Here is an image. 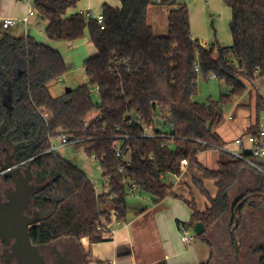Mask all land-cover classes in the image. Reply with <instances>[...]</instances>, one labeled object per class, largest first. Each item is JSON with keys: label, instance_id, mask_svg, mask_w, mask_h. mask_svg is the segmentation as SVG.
<instances>
[{"label": "trees", "instance_id": "16d2710c", "mask_svg": "<svg viewBox=\"0 0 264 264\" xmlns=\"http://www.w3.org/2000/svg\"><path fill=\"white\" fill-rule=\"evenodd\" d=\"M118 1L119 7L103 5L99 22L70 14L80 0H34L37 14L47 21L50 40H79L88 30L96 50L84 61L89 83L59 97L50 87L68 72L61 51L0 28V154L8 148L15 164L29 168L35 184L42 186L32 194L41 219L29 229L31 241L35 245L66 237L80 243L86 239L90 245L109 241L110 231L102 222L110 223L114 212L119 221H126V199L133 186L159 204L175 195L164 177L190 167L202 174L194 185L209 204L202 211L194 200H186L192 210L187 225L203 222L205 233L196 235L211 245L206 233L229 210L239 220L248 205L264 208V174L259 175L258 186L230 205L229 192L247 165L221 150L227 143L218 132L225 122L221 106L246 88L240 76L250 82L264 78V0H225L232 13L229 46L217 40L204 46L194 38L190 9L184 2L162 0L169 5L167 31L158 34L148 22L155 0ZM200 74L226 84L228 92L220 101L195 100ZM96 87L98 102L93 99ZM262 110L264 95H259L257 121L248 133H259ZM95 112L99 115L91 118ZM145 127L172 137H145ZM60 133L78 139L77 148L101 163L108 192L99 194L89 175L49 151L50 138ZM116 141L121 143L122 156L115 150ZM207 150L219 153L218 168L199 161V154ZM205 180L215 181V196ZM83 252L87 263L90 252ZM213 257L212 253L199 264H211Z\"/></svg>", "mask_w": 264, "mask_h": 264}, {"label": "rangeland", "instance_id": "374dc122", "mask_svg": "<svg viewBox=\"0 0 264 264\" xmlns=\"http://www.w3.org/2000/svg\"><path fill=\"white\" fill-rule=\"evenodd\" d=\"M180 1V0H179ZM184 2V0H182ZM205 1V0H204ZM203 1V2H204ZM221 8L219 10L213 8L211 4H205L207 6V12L204 14L200 11V8L190 7L191 14H193L192 27L195 28V31L198 32L196 35L199 38L200 42L207 40L210 44L214 43L216 40L221 45H230L232 44V34L230 31V19H231V9L225 2V0H219ZM163 5V4H160ZM34 7V0H0V18L13 17V18H22L24 17L30 9ZM158 10L159 14H156V17L160 20H165V12L168 9L166 6H160ZM150 14L154 17L152 11ZM151 16V17H152ZM33 19V22H32ZM31 22L26 27L24 24H18L17 26H12L11 28L5 30L6 33L15 36L23 37L24 33L31 32L34 35L35 39L54 46L53 48L61 51L63 54L66 63L68 72L62 78L61 81H57L51 85L50 90L54 97L63 96L66 93V88L71 87L76 89L78 87L85 86L89 83V78L84 69V60L89 57L94 51L95 48L89 40V32L86 30L83 38L75 41H52L50 40L45 32L47 26V21L42 19L36 12V15L33 16ZM157 31V30H156ZM158 33V32H156ZM243 83L246 85L243 94L239 97L234 98L232 101H229L221 106V111L225 116L224 124L218 129V132L222 139L227 143L226 145L234 148L235 140L238 138L246 139L244 132L251 131V127L256 124L257 121V111L256 103L259 95H264V78L257 79L254 82L248 81L245 77L240 76ZM93 90V89H92ZM228 92V87L222 81H219L215 78L210 80H205L203 76L199 75V86H198V95L195 97V100L200 102H207L209 100L220 101L221 96ZM93 99L95 102L100 100L99 94L96 89L93 90ZM99 112H95L91 115L92 117L98 116ZM260 125L264 128V110L260 113ZM163 130H167L168 126H161ZM227 138H230L227 140ZM54 143L59 145V138L54 139ZM230 144V145H229ZM6 151V152H5ZM208 152H216V150H207ZM58 153L70 161L73 165L84 171L92 179L97 192L103 193L108 192L109 187L104 177V171L101 166V163L96 160L94 157H90L83 148H77L75 144H69L61 146L58 150ZM219 154V153H218ZM8 155H12V152L8 148H4V152L0 154L1 163L7 162ZM26 168V169H25ZM20 168L21 170H27L28 168ZM195 169V168H192ZM185 170V169H184ZM182 171L181 176L184 172ZM200 173L197 169H195ZM201 174V173H200ZM185 177V176H184ZM249 174H246L245 178H250ZM168 181L174 180L173 177H167ZM3 181V176H0V183ZM172 184L173 191L175 193L172 198L167 202L168 205L172 206L175 213V217L171 214L165 217V220L162 221V229L168 234L171 231V226L174 230V234L171 235L172 240L170 241L176 252L175 259L183 260V252L194 245L201 243L200 238L197 237L195 229L192 226H188L186 234L188 236H193L195 241L192 240L191 243H185L182 241L181 237L183 232L179 223L177 225L176 218L181 219L182 221L191 220V208L189 207L186 200H191V195L186 191L180 190L179 185L174 183ZM208 189H213L212 185L208 184ZM180 194H178L177 192ZM194 196L192 200L197 203V206L203 208L205 202V197L201 195L197 188L193 190ZM246 192V191H245ZM244 192V193H245ZM143 193L138 189L134 193H130L127 197L128 204V214L127 219H132L135 216L136 209L138 207L150 206L152 205V200L148 194L143 193L145 196L139 195ZM183 195V196H182ZM238 195V194H237ZM236 195V196H237ZM230 200V199H229ZM232 201V200H230ZM229 201V203H230ZM231 205V204H230ZM232 217L230 210L225 214V216L218 222L216 226L210 229L206 234L207 237L211 240L210 235L214 234L218 236L219 230L233 229L235 226V220L230 222ZM240 221V219H239ZM106 221L103 220L102 225L105 226ZM126 233V231H124ZM76 242H78L76 240ZM195 242V243H194ZM211 242H213L211 240ZM106 241L98 242L91 245V256L96 258L97 256L104 257L109 254L107 246H105ZM194 243V244H193ZM203 243V242H202ZM213 244V243H212ZM83 245V250H87L86 241L81 240V249ZM82 250V251H83ZM213 250V249H212ZM188 249L186 252H189ZM194 254V250H193ZM214 261V257L212 259ZM104 264V261H93L89 264Z\"/></svg>", "mask_w": 264, "mask_h": 264}, {"label": "crops", "instance_id": "0c3cea01", "mask_svg": "<svg viewBox=\"0 0 264 264\" xmlns=\"http://www.w3.org/2000/svg\"><path fill=\"white\" fill-rule=\"evenodd\" d=\"M179 1V0H178ZM184 0V3L196 9L199 7L200 11L204 14L207 12V6L205 4H211L213 8L219 10L221 8V4L219 0ZM180 2H183L180 0ZM105 3H108L114 7H119L121 4L118 0H80L78 6L75 9L70 10V14H76L82 10H93L95 13H102V7ZM160 6L167 7L168 9L163 10L165 12V20H160L156 17V14H159L158 10L161 8ZM189 7V9H190ZM191 27L193 21V14H191ZM152 11L154 17L150 14ZM169 12V5H160L156 4L150 7L149 14H148V22L150 25L153 26L158 34H165L167 31V16ZM232 15V13H231ZM152 16V17H151ZM7 18V17H6ZM231 20V19H230ZM33 22V19H32ZM192 35L194 38L199 39L196 37L198 32L195 31V28L192 27ZM32 36V33L29 31L24 33L23 37ZM204 46L211 45L207 40L202 42ZM231 45V44H230ZM229 46V45H228ZM54 47V46H53ZM96 50L91 54H95ZM90 55V56H91ZM88 58V57H87ZM86 58V59H87ZM85 59V60H86ZM84 60V61H85ZM248 133V132H244ZM230 138H227V140ZM230 145V144H229ZM199 161L206 167L210 169L218 168V161H219V154L216 152H208L203 151L199 154ZM246 174H249L250 178H245ZM261 173L256 171L255 169L246 166L241 173V178L239 182L230 190L229 192V199L230 204L233 205L236 203L239 198L250 188H254L260 184V175ZM185 176V177H184ZM167 177H173L174 180L168 181ZM202 174L198 173L195 169L190 167H186L183 174L181 176L168 173L164 178L169 183H174L179 185L180 190L187 191L192 197L194 196V181L195 179H200ZM208 184L212 185L213 189H208ZM205 187L209 190L212 196L217 194V187L215 185L214 180H205L204 182ZM138 191V188H133L132 193ZM177 192V191H176ZM200 192V191H199ZM178 193V192H177ZM179 194V193H178ZM238 194V195H237ZM141 196H145L143 193H139ZM180 195V194H179ZM202 195V194H201ZM237 195V196H236ZM183 196V195H182ZM205 197V196H204ZM172 197H168L162 203L156 204L152 203L150 206H143L138 207L135 212V216L132 219H126L125 222L121 221V224H112L111 229H109L110 233L108 234L111 236V240L106 241L105 246H107V250L109 254L104 257L97 256L96 258H92L91 256V245L87 244V250L84 249L86 253L90 252V255L87 258V263L93 261H104V264H199L202 261H207L210 259L213 253V242L211 245H207L203 241L195 245H191V247L187 248L183 252V260L175 259V250L173 245L171 244L172 237L175 232L171 226V231L169 234L162 229V221L165 220V217L168 215H172L175 217V213L172 209V206L169 204L168 201ZM151 199V198H150ZM152 200V199H151ZM204 207L201 208L198 205L199 210H205L207 205L209 204L208 199L205 197ZM191 210V209H190ZM232 217L230 218V222L235 220L236 218L233 217L232 211H230ZM236 213V212H235ZM192 215V210H191ZM240 221L238 220L237 227L233 233V229L230 230L231 237L235 236L238 240V248H244L245 237L242 233L246 232H253L251 242L260 240L261 244L255 248L245 247L243 259L247 258L254 250L259 249L264 244V208H252L251 206H246L240 214ZM177 225L179 223V227L181 225H187V221H182L179 218H176ZM188 227V225H187ZM234 228V227H233ZM126 231V233L124 232ZM196 233V232H195ZM68 241L76 242V240L71 238H64ZM182 239V237H181ZM233 239V238H232ZM195 241V239H194ZM184 242V241H183ZM196 242V241H195ZM194 242V243H195ZM203 242V243H202ZM191 243V242H185ZM193 243V244H194ZM83 247V245H82ZM189 252H186L187 250ZM194 250V254H193ZM86 259V257H85ZM92 264V263H91Z\"/></svg>", "mask_w": 264, "mask_h": 264}, {"label": "water", "instance_id": "95a60500", "mask_svg": "<svg viewBox=\"0 0 264 264\" xmlns=\"http://www.w3.org/2000/svg\"><path fill=\"white\" fill-rule=\"evenodd\" d=\"M71 90V87L66 88V92H70ZM18 167L19 166L14 162L13 155H8L7 162L1 163L0 175L4 174L5 177L11 176L12 181L16 184V188L9 194V199L7 201H2L0 199V238L7 239L8 241L13 240V255L19 264H48L46 258L41 253L40 247L32 243L29 235L30 227L37 224L40 221V217H30L26 214V210L31 203H33L32 194L36 190L42 188V186L31 183L33 176L29 168L25 171L24 175ZM242 203L243 202H241L240 205ZM237 224L238 218H236L233 233ZM194 229L197 235H202L206 231V227L201 221L195 222ZM253 232L254 231L242 233L245 237L244 248H238V240L235 236L234 240L236 246L234 245L232 247V237L230 235L229 250L223 248L227 247V241H225V239L230 233L228 229L219 230L218 236H214V239L219 241V245L215 244L213 241L214 261L216 259L218 260V257L226 258L225 255L228 254L230 256V264L237 263L236 257L238 264H240V256L243 260L245 247L255 248L261 244L260 240L251 242ZM75 243L81 248L80 242Z\"/></svg>", "mask_w": 264, "mask_h": 264}, {"label": "built area", "instance_id": "2783aa9c", "mask_svg": "<svg viewBox=\"0 0 264 264\" xmlns=\"http://www.w3.org/2000/svg\"><path fill=\"white\" fill-rule=\"evenodd\" d=\"M155 4H162V0H155ZM76 14H82V15H86L87 17L95 18L99 22H102L103 20L102 13L98 14L90 9L79 11ZM35 15H36V9L33 7L22 18H13V17L0 18V28L2 30H7L12 26H17L18 24H24L27 27L29 25V22H31L32 17ZM95 89L96 91H99L98 87H96ZM88 125H89L88 121H86L85 126ZM158 135L165 137H172L170 134H167L166 132L158 134L155 131H153V129H151L150 127L144 128L143 136L156 137ZM244 136L246 137V139L238 138L237 140H235L234 148L225 145L221 147V150L226 151L227 153L233 155L234 157L244 161L247 166L255 169L261 174H264V128L261 127L260 125V131L257 135L253 133H245ZM55 138H59V142H60L59 145H56L54 143ZM50 142H51V146L49 151L58 152L61 146L69 145V144L76 145L79 142V140L72 139L70 136L64 133H60L58 136L50 138ZM115 150L117 151L118 156H122L121 143L119 141L115 142ZM133 188H136V186H133ZM114 223L121 224V221L118 220V214L116 212L112 213L111 222L105 224V226L103 227L106 230H109L111 229V225ZM187 228H188L187 225H181V230L183 232L182 241L191 242L192 240H194V237L188 236L186 234Z\"/></svg>", "mask_w": 264, "mask_h": 264}, {"label": "flooded vegetation", "instance_id": "af4514ba", "mask_svg": "<svg viewBox=\"0 0 264 264\" xmlns=\"http://www.w3.org/2000/svg\"><path fill=\"white\" fill-rule=\"evenodd\" d=\"M20 168L25 167H18L22 174L25 175L26 170H21ZM0 176H3V181L2 183H0V199L2 201H7L9 199V194L15 190L16 184L12 181L11 176L5 177L4 174ZM31 183L36 185L33 179ZM38 213L39 212L34 208L33 203H31V205L26 210V214L28 216L40 217L41 219V215L40 213ZM214 236V234L210 235L211 240L214 241L215 244L219 245V241L215 240ZM232 238L233 247L235 245L234 236ZM225 241H227V247L223 249L230 250V234L225 239ZM12 244L13 240L8 241L7 239L0 238V264H19V262L13 255ZM38 246L40 247L41 253L46 258L48 264H84L86 262L84 252L82 251L80 246H78L77 243L69 242L64 238L58 239L57 241H54L50 244ZM260 249L263 250L257 253L254 252V250L252 253H250L249 256H247V258H244L243 260L240 256V264H264V244L260 247ZM225 256L226 258L218 257V260L216 259L214 262L212 261L211 264H230V256L228 254H226ZM236 262V264H238L237 257Z\"/></svg>", "mask_w": 264, "mask_h": 264}]
</instances>
